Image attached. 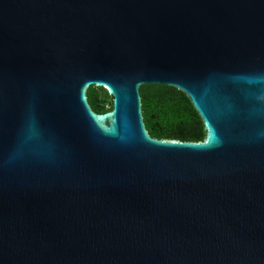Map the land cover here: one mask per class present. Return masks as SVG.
Listing matches in <instances>:
<instances>
[{
    "label": "water",
    "instance_id": "water-1",
    "mask_svg": "<svg viewBox=\"0 0 264 264\" xmlns=\"http://www.w3.org/2000/svg\"><path fill=\"white\" fill-rule=\"evenodd\" d=\"M0 264H264V0H0Z\"/></svg>",
    "mask_w": 264,
    "mask_h": 264
},
{
    "label": "trees",
    "instance_id": "trees-1",
    "mask_svg": "<svg viewBox=\"0 0 264 264\" xmlns=\"http://www.w3.org/2000/svg\"><path fill=\"white\" fill-rule=\"evenodd\" d=\"M138 94L142 121L150 137L202 141V123L182 93L166 85H140ZM86 101L96 114L110 109V97L103 88L90 85Z\"/></svg>",
    "mask_w": 264,
    "mask_h": 264
}]
</instances>
